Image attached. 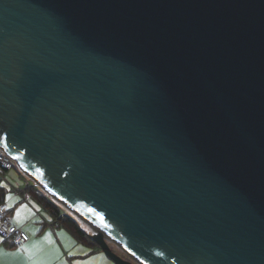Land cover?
Here are the masks:
<instances>
[{
  "label": "water",
  "instance_id": "95a60500",
  "mask_svg": "<svg viewBox=\"0 0 264 264\" xmlns=\"http://www.w3.org/2000/svg\"><path fill=\"white\" fill-rule=\"evenodd\" d=\"M0 146L116 264H264V0H0Z\"/></svg>",
  "mask_w": 264,
  "mask_h": 264
},
{
  "label": "crops",
  "instance_id": "0c3cea01",
  "mask_svg": "<svg viewBox=\"0 0 264 264\" xmlns=\"http://www.w3.org/2000/svg\"><path fill=\"white\" fill-rule=\"evenodd\" d=\"M15 193L18 196L13 194L6 201L8 212L13 223L29 229L32 237L16 244L0 234V264H116L94 244L83 243L65 228L52 225L29 196L19 190Z\"/></svg>",
  "mask_w": 264,
  "mask_h": 264
},
{
  "label": "trees",
  "instance_id": "16d2710c",
  "mask_svg": "<svg viewBox=\"0 0 264 264\" xmlns=\"http://www.w3.org/2000/svg\"><path fill=\"white\" fill-rule=\"evenodd\" d=\"M35 185L36 187H34ZM26 190H29L28 192L32 193L38 205L41 208L45 209L48 215L47 217L49 218V222L52 225L65 228L77 240L83 243L99 245L93 239V237L85 229L82 228L78 220L72 214L68 213L67 211H63L61 207L54 201V198L45 190H43L39 185L35 183L32 186H28ZM19 191L25 193L24 190L20 189ZM7 192L8 189L4 185L0 184V203L6 201Z\"/></svg>",
  "mask_w": 264,
  "mask_h": 264
},
{
  "label": "rangeland",
  "instance_id": "374dc122",
  "mask_svg": "<svg viewBox=\"0 0 264 264\" xmlns=\"http://www.w3.org/2000/svg\"><path fill=\"white\" fill-rule=\"evenodd\" d=\"M0 184L4 185L8 189L7 196H6V201H7L13 194L14 195L16 194L15 192L17 190L21 189V190L25 191L28 186H30V185L32 186L33 184H35V181L33 180V178H31L28 174H26L21 169V167L19 166V164L17 162H15V164L13 165L12 168L5 170L3 175L0 176ZM34 187H36V185ZM28 191L29 190H26L23 195H25L26 197L29 196L30 201L36 202V200L34 199L32 193L28 192ZM16 195L18 196V194H16ZM54 201L61 207V209L63 211H67L68 213L72 214L78 220L80 225L92 236V234L94 233L95 229L89 222H87L86 220H84L82 218L80 219L77 216H75L72 212H70V210L66 206H64L63 204L59 203L55 199H54ZM39 213L42 216H48L46 211H45V209H43L41 207H40V212ZM30 233H31V231H30ZM67 244L65 245V247L67 249H69V246ZM110 245L117 253L121 254L125 258L132 259L130 257V255L124 249H122L118 244H116L114 241H110ZM95 246H97L98 248L102 249L99 245H95ZM102 252H103V250H102Z\"/></svg>",
  "mask_w": 264,
  "mask_h": 264
},
{
  "label": "built area",
  "instance_id": "2783aa9c",
  "mask_svg": "<svg viewBox=\"0 0 264 264\" xmlns=\"http://www.w3.org/2000/svg\"><path fill=\"white\" fill-rule=\"evenodd\" d=\"M15 162L16 160L0 146V176L5 170L12 168ZM0 234L16 244H23L32 237L28 229L13 223L6 201L0 203Z\"/></svg>",
  "mask_w": 264,
  "mask_h": 264
}]
</instances>
